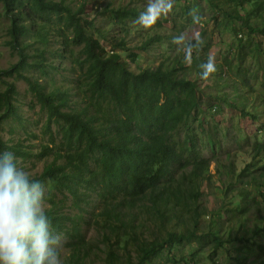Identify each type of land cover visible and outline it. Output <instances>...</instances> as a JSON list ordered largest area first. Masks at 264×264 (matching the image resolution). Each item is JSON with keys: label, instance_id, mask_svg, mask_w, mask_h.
Here are the masks:
<instances>
[{"label": "trees", "instance_id": "16d2710c", "mask_svg": "<svg viewBox=\"0 0 264 264\" xmlns=\"http://www.w3.org/2000/svg\"><path fill=\"white\" fill-rule=\"evenodd\" d=\"M1 1L10 20L7 43L18 59L0 75L25 81L32 94L30 106L38 104L45 115L40 129L46 141L33 153L19 139L11 142L0 135V152L21 159L45 158L41 172L32 177L48 186L46 215L54 232L66 238L70 252L65 263L94 264L92 258L101 251L102 264H205L206 260L223 264V257L217 262L213 256L226 244L241 243L257 251L255 264H264V161L260 162L264 118L259 120V114H264V0H209L231 20L234 34L243 33L249 40L245 44L243 38H236L228 51L232 57L216 62L217 70L209 77L211 83L230 85L235 95L247 92V103H229L260 122L259 135L250 147L239 127L230 133L229 129L222 132L216 123L209 132L204 126L207 114L200 100L204 90L195 78H201L199 66L208 58L205 31L199 35L202 43L187 48L192 72H187L178 54L171 59L165 55L153 69L134 71L118 50L126 51L130 62H135L137 53L123 37L106 38L107 49L100 41L101 29L86 16L84 3L74 9L66 0ZM183 11L190 22L189 9ZM100 13L122 22L141 12L120 6ZM52 14L60 22L53 27L61 36L55 48L49 46L44 25L34 22L37 17L50 20ZM162 37H148L140 51ZM70 45L79 49L74 51ZM66 58L73 59L71 69L79 71L70 79L72 86L52 83L49 87L39 81L41 76L52 80L51 74L64 70L61 61ZM219 96L228 100L223 92ZM15 101V85L6 81L0 91V123L10 119L24 127L26 118ZM228 138L238 147L237 153L224 148ZM220 152L226 157L221 159ZM242 152L252 154L256 162L237 171L234 159ZM211 161L222 166L227 181L216 184L209 171ZM56 193L61 194L57 200ZM211 195L219 197L214 211L205 205V196ZM67 199L75 212L64 210ZM95 200L101 204L97 212L95 204L88 208ZM247 215L259 221L253 231L244 229ZM91 225L101 231L99 252L92 249L94 239L86 238ZM228 264H247L246 257L234 255Z\"/></svg>", "mask_w": 264, "mask_h": 264}, {"label": "rangeland", "instance_id": "374dc122", "mask_svg": "<svg viewBox=\"0 0 264 264\" xmlns=\"http://www.w3.org/2000/svg\"><path fill=\"white\" fill-rule=\"evenodd\" d=\"M67 4L72 8L76 9L80 4H85V13L89 18L94 19L95 25H97L104 37H100V41L102 44L106 45V48L109 49L110 43L106 40L109 37H123L126 41V45L128 48L132 49L137 53L135 56V62H130L129 57L126 55V51L118 50L124 60V64L127 67L134 71H138L142 68H155L162 60L165 58H173L176 54L180 55V60L185 63L187 66V72H192L190 62L191 51L187 50L186 45L188 42L194 41L197 34L200 35V32L205 31V35L203 39H205L209 43V48L207 51L208 56H214L215 62H221L222 57L227 56L231 58L232 55H229L228 51L230 47L234 44L236 38H243V43L248 44L249 40L247 36L238 32V34H234L231 30V20L224 17L221 13L217 12L216 8L211 6L209 0H175V5L173 12L169 14L167 17H164L160 20V24H155L151 28L145 29L138 23H136V18L138 16L126 17L122 22L110 17L109 14H101L100 10L103 8H117L120 6H130L137 8L140 12L144 11L147 7L149 0H66ZM187 7L190 11H195L200 16L199 23H193L192 17L190 16V22H187V15L184 13L183 9ZM248 7V6H247ZM244 9H242L241 13H243ZM34 22L36 25H44V28L47 30L48 38H49V46L50 48H55L60 46L61 36H58L57 30H53V27H57L60 25L59 20L57 19L55 14L51 15L50 20L41 19L37 17ZM236 26L240 25L239 21L234 22ZM10 25L9 18L5 15L3 3L0 0V70L10 67L13 63H15L18 59L17 53L10 48L7 41L9 40L8 35V27ZM155 34H159L164 36L161 38L160 42L152 43L151 46L148 45V48L140 51L139 46L146 41V39L150 36H154ZM67 35L70 36L71 33L67 32ZM171 36L174 37H184V44H176L173 43V38H169ZM34 40L31 38L30 41ZM40 45V44H39ZM77 51L79 49L78 45H70ZM249 56V55H247ZM62 66L65 67L64 70L61 69L60 72L53 73L52 80L45 77H39V81L42 83L48 84L50 87L51 84H60L61 86H72L74 82H71L70 79L77 75L79 71L76 69H71L74 66L73 59L66 58L61 61ZM33 75H37L36 71L32 72ZM196 72L194 73V76ZM200 77H196L195 81L197 85L204 90V96H200V100L202 103V108L206 112V116L203 121H205L206 130L211 131V125L216 123L222 132L224 130L230 133H235V129L238 128L239 132L244 138H246L245 145L251 146L253 142H255L259 132L257 131V126H259L260 122L255 118H252L250 115L244 116L240 113V110L229 102L233 104L238 103L239 101L247 103L248 95L244 90V93L235 95L232 93V87L230 85H223L219 81H213L211 83V78L202 79ZM6 81L13 82L16 88V101L15 103L19 106V111L23 117L26 118L25 126H18L16 121L7 119L3 120L0 123V135L4 140H11V142H16L17 139L22 141L23 145H27L30 147V150L33 153H36L40 149V145L46 141V135L41 133L40 126L45 118V115L39 111V105L35 103L34 107L30 106V100H32V94L27 90V85L24 80L16 79L14 76H6L0 75V91L3 90L6 86ZM219 92L224 93V97H227V101H224L219 96ZM208 93H213L217 97L214 100L207 96ZM213 105L216 107L213 108ZM253 112L256 113V110L251 108ZM213 114V115H212ZM264 118V114H259V120ZM194 128L196 127V122L191 124ZM29 132V133H27ZM33 132L35 135L30 134ZM228 140V141H227ZM246 147V146H245ZM224 148L230 153H237L238 147H235L230 140V138L226 139L224 143ZM204 156H209V153L203 151ZM225 152H220L219 157L221 159L226 157ZM47 158V160H49ZM19 165L27 170L31 176H35L41 172L43 162L45 158H39L36 155H31L25 159H21L17 157ZM253 161L252 154L248 152H242L237 155L234 159L235 169L238 171L241 169L246 163ZM264 161V156L260 159V162ZM256 161H253L255 163ZM218 167V169H217ZM209 171L213 173V178L216 184H219L221 180L227 181L229 177L227 173L223 171V168L220 164H216L214 161H211L209 166ZM45 186V197L46 204L45 208L50 206V202L48 201V196H46V190L48 186L45 181H40ZM61 194L56 193L55 199H59ZM205 205H207L208 209L214 211L218 208L219 197L215 195L205 196ZM95 204V212L99 211L101 208V204L97 200L95 202L89 204L88 208H91V205ZM65 211L70 213L75 212L76 210L71 208L70 201L67 199L64 207ZM89 216H92L91 213H88ZM85 215V214H84ZM248 222L245 224V230L253 231L255 225L258 224V219L254 215H247ZM126 218V217H125ZM128 218V217H127ZM249 226V228H248ZM96 226L91 225L89 228H86L85 234L86 238L94 239V244L92 245V249L99 252V248H103V244L101 243L100 233ZM147 233V232H145ZM148 234V233H147ZM62 248L60 250L61 258L63 264L65 263V259L68 257L69 249L65 245L66 238L62 234ZM257 252V251H256ZM253 250H247L243 247L241 243L235 244H226L225 250L218 252L213 257L218 262L222 257L224 258L223 264H228L230 257L237 255L239 258L246 257L247 264H255L259 259L258 254ZM206 254V253H204ZM103 254L98 253L92 259L95 262L94 264H102ZM178 257H181L180 255ZM205 264H209L206 260ZM89 264V263H88Z\"/></svg>", "mask_w": 264, "mask_h": 264}, {"label": "clouds", "instance_id": "9594fccd", "mask_svg": "<svg viewBox=\"0 0 264 264\" xmlns=\"http://www.w3.org/2000/svg\"><path fill=\"white\" fill-rule=\"evenodd\" d=\"M175 0H149L146 9L136 18L145 29L173 12ZM193 23L200 16L190 11ZM173 43L184 44V37ZM202 43L199 34L191 49ZM200 76L208 79L217 69L214 56L200 66ZM45 186L19 165L12 152H0V264H63L60 250L62 237L54 232L46 215Z\"/></svg>", "mask_w": 264, "mask_h": 264}]
</instances>
